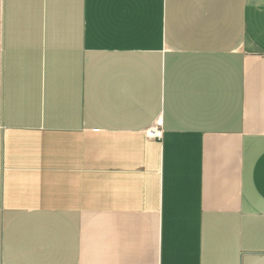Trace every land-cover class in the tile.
I'll list each match as a JSON object with an SVG mask.
<instances>
[{"label": "crops", "instance_id": "obj_1", "mask_svg": "<svg viewBox=\"0 0 264 264\" xmlns=\"http://www.w3.org/2000/svg\"><path fill=\"white\" fill-rule=\"evenodd\" d=\"M0 264H264V0H0Z\"/></svg>", "mask_w": 264, "mask_h": 264}, {"label": "built area", "instance_id": "obj_2", "mask_svg": "<svg viewBox=\"0 0 264 264\" xmlns=\"http://www.w3.org/2000/svg\"><path fill=\"white\" fill-rule=\"evenodd\" d=\"M162 120H158L150 128L147 129V136L151 139H162L163 137Z\"/></svg>", "mask_w": 264, "mask_h": 264}]
</instances>
